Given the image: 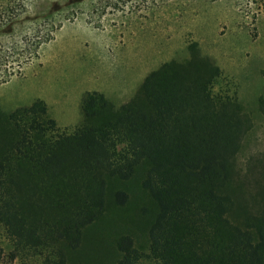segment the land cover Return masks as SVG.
I'll use <instances>...</instances> for the list:
<instances>
[{"label":"trees","instance_id":"16d2710c","mask_svg":"<svg viewBox=\"0 0 264 264\" xmlns=\"http://www.w3.org/2000/svg\"><path fill=\"white\" fill-rule=\"evenodd\" d=\"M29 1L0 0V26ZM255 125L195 41L120 104L86 92L71 130L42 98L0 108V264H88V229L129 204L133 180L142 222L114 264H264V148L243 155Z\"/></svg>","mask_w":264,"mask_h":264},{"label":"rangeland","instance_id":"374dc122","mask_svg":"<svg viewBox=\"0 0 264 264\" xmlns=\"http://www.w3.org/2000/svg\"><path fill=\"white\" fill-rule=\"evenodd\" d=\"M193 41L236 82L254 116L243 155L263 149L264 0H31L0 26V73L13 72L0 83V108L42 98L60 128L71 130L86 92L120 104L162 62L185 59ZM129 187V204L111 207L88 229V264H114L116 238L141 224L145 196L136 180Z\"/></svg>","mask_w":264,"mask_h":264}]
</instances>
